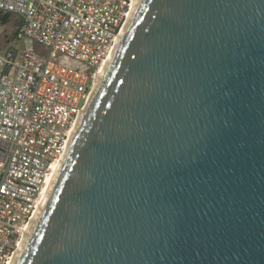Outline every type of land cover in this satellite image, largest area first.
Masks as SVG:
<instances>
[{"label": "water", "instance_id": "obj_1", "mask_svg": "<svg viewBox=\"0 0 264 264\" xmlns=\"http://www.w3.org/2000/svg\"><path fill=\"white\" fill-rule=\"evenodd\" d=\"M8 264H264V0H133Z\"/></svg>", "mask_w": 264, "mask_h": 264}, {"label": "built area", "instance_id": "obj_2", "mask_svg": "<svg viewBox=\"0 0 264 264\" xmlns=\"http://www.w3.org/2000/svg\"><path fill=\"white\" fill-rule=\"evenodd\" d=\"M130 0H0L23 48L0 52V264H8ZM39 43L45 52H37Z\"/></svg>", "mask_w": 264, "mask_h": 264}, {"label": "rangeland", "instance_id": "obj_3", "mask_svg": "<svg viewBox=\"0 0 264 264\" xmlns=\"http://www.w3.org/2000/svg\"><path fill=\"white\" fill-rule=\"evenodd\" d=\"M18 23L19 17L14 13L10 14L6 23H0V52L12 46H17L18 48L24 47V43L15 38ZM33 47L37 52H45V49L39 43H34Z\"/></svg>", "mask_w": 264, "mask_h": 264}, {"label": "trees", "instance_id": "obj_4", "mask_svg": "<svg viewBox=\"0 0 264 264\" xmlns=\"http://www.w3.org/2000/svg\"><path fill=\"white\" fill-rule=\"evenodd\" d=\"M10 14L9 13H1L0 12V23L4 24L8 21Z\"/></svg>", "mask_w": 264, "mask_h": 264}, {"label": "bare ground", "instance_id": "obj_5", "mask_svg": "<svg viewBox=\"0 0 264 264\" xmlns=\"http://www.w3.org/2000/svg\"><path fill=\"white\" fill-rule=\"evenodd\" d=\"M132 1H133V0H130V5H131ZM73 128H74V126H73ZM73 128L71 129V131L73 130ZM55 165H56V164H55ZM55 165L52 167L51 172L49 173V175H48V177H47V179H46V182H45L44 188H43V190H42L41 196H42V194H43V191H44V189H45V187H46V184H47L49 178H50L51 175H52V172H53V170H54V168H55Z\"/></svg>", "mask_w": 264, "mask_h": 264}]
</instances>
